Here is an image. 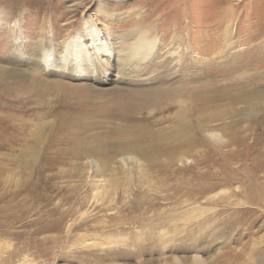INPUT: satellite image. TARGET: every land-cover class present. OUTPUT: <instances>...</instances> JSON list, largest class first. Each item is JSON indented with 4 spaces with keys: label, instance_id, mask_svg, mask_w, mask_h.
<instances>
[{
    "label": "rangeland",
    "instance_id": "374dc122",
    "mask_svg": "<svg viewBox=\"0 0 264 264\" xmlns=\"http://www.w3.org/2000/svg\"><path fill=\"white\" fill-rule=\"evenodd\" d=\"M136 20L148 33L158 25L153 35L163 55L171 39L199 48L203 36L212 43L214 28H228L216 51L230 59V71L206 73L212 54L198 49L202 64L189 76L168 64L158 81L138 88L136 102L150 108L135 124L75 127L105 134L98 142L108 155L119 137L114 128L123 138L135 127L139 135L174 128V109H152L165 106V90L222 79L237 86L244 68L256 75L250 87L264 83V0H0V264H264V103L247 118L241 104H230V118L209 124L218 135L194 137L191 149L176 152L179 161L167 162L175 152L147 148L137 163L114 162L102 173L69 158L66 140L51 136L55 112L40 118L37 97L45 105L55 95L48 84L76 80L67 68L37 65L39 47L58 49L68 40L88 51L92 39L116 46L119 33L131 42ZM137 68L146 71L147 61ZM186 119L197 123L194 115ZM53 139L57 149L47 152Z\"/></svg>",
    "mask_w": 264,
    "mask_h": 264
},
{
    "label": "bare ground",
    "instance_id": "6f19581e",
    "mask_svg": "<svg viewBox=\"0 0 264 264\" xmlns=\"http://www.w3.org/2000/svg\"><path fill=\"white\" fill-rule=\"evenodd\" d=\"M134 23L131 30L134 41L127 42L126 33H119L118 37L116 34L113 35L115 41L116 39L122 40L121 47L115 41L116 46L110 44L100 46L95 39H92L91 49L87 51L86 45L79 42L75 44L67 40L58 49L49 50L41 45L36 54V63L43 70L48 71L52 67L58 70L67 68L75 75L76 80L73 82L75 84L59 82L48 84V88L53 89L55 95L52 101L45 105L41 104L37 97V108L41 109L38 113L39 115L41 113L40 118L50 117L53 115L52 112H55L57 117V119L54 118L55 124L53 123L55 129L50 135L61 136V139L66 140L63 149L69 158L86 160L88 166L98 169L101 173L113 166L114 162H117L120 167L137 163L136 156L145 154L147 148L166 154L175 152L174 155H167V162L170 163L175 159L179 161L181 158L176 155V152L181 149H191L194 146V137L203 133L211 136L218 135L215 128L209 124L213 120L230 118V104L233 106L241 104L243 110L240 113L246 117L247 115L254 116L259 104L264 103V83L260 87H250L249 80L256 75L253 76L249 72L246 74V68L241 70L239 75L237 74L238 78L235 80L238 83L237 86L230 87V79H222L224 83L222 81L206 82L189 87H179L173 91L165 90L163 91L167 92L165 106H162V101H160L152 109L162 107H166L167 110L174 109V128L166 131L167 128L162 127L139 135L135 127L131 138L121 137V128H114V131L116 130L114 133H117L119 137L112 145L113 153L108 155L102 143L98 142L99 138L105 134L100 135L102 134L100 132L79 130L75 127L107 126L115 122L135 124L141 118L145 105L150 108L146 101L136 102V98L143 93L138 88L146 83L158 81L164 73V66L168 64L171 65L169 67L171 72L176 73L177 76H189L190 73L187 70L202 64L197 54L199 50H203L202 53L207 56L212 54V59L206 61V73L218 74L221 71H230V59L226 60L227 56L221 54V49L216 51L222 42L219 36L222 33L229 34L228 28H214L210 39L212 43H203V36L199 39L202 42L199 48H194L192 41L181 43L177 39H171L172 45L163 55L164 53L156 50L157 36L153 35L158 32V25L148 29V33L145 21L136 20ZM224 42V49H229L230 43ZM116 47L117 56L115 57L112 52ZM213 49H215L214 53H212ZM190 53L192 54L189 55ZM240 55L241 53L237 52L232 57L237 58ZM141 59L147 61L146 71L137 68V62ZM166 59L168 60L165 61ZM111 60L117 61L113 69L109 64ZM220 63L227 64V68L220 66ZM235 67L240 68L239 65ZM147 71H149L148 75L143 76L142 74ZM218 87L222 88L218 89ZM218 99L223 100L221 104L216 102ZM56 103L60 106L55 110L52 107H56ZM217 108H224V110L218 109L217 111L220 112H214L213 110ZM191 115H194L197 121L194 126L186 119ZM47 124L44 122L40 127L44 128ZM36 140L39 144L42 142L39 137ZM56 144L53 139L52 142H46L43 148L47 152H52L57 149Z\"/></svg>",
    "mask_w": 264,
    "mask_h": 264
}]
</instances>
